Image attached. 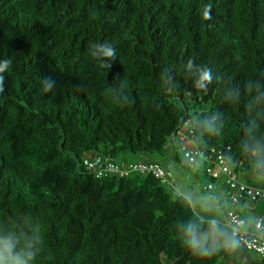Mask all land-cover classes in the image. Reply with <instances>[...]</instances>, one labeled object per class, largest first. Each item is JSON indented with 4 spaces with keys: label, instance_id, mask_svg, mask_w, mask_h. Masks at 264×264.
Segmentation results:
<instances>
[{
    "label": "trees",
    "instance_id": "16d2710c",
    "mask_svg": "<svg viewBox=\"0 0 264 264\" xmlns=\"http://www.w3.org/2000/svg\"><path fill=\"white\" fill-rule=\"evenodd\" d=\"M105 41L116 48L110 69L90 55L91 44ZM189 58L212 68L207 94L192 86ZM4 59L12 63L0 93V233L31 243L33 264H249V251L227 247V235L212 243L215 224L196 214L169 170L185 162L201 170L202 190L226 198L223 206L216 195L225 215H240L251 200L228 199L226 176L209 173L217 155L264 188L243 150L245 84L258 82L264 93V0H0ZM45 77L56 81L50 92ZM213 113L223 133L201 138L198 122ZM98 157L101 174L84 163ZM139 160L165 176L132 170ZM190 223L214 254L185 246Z\"/></svg>",
    "mask_w": 264,
    "mask_h": 264
},
{
    "label": "clouds",
    "instance_id": "9594fccd",
    "mask_svg": "<svg viewBox=\"0 0 264 264\" xmlns=\"http://www.w3.org/2000/svg\"><path fill=\"white\" fill-rule=\"evenodd\" d=\"M211 5L204 8V16H210ZM90 55L92 58L100 62V66L110 69L112 62L116 61L117 54L115 46L110 42L93 43L90 45ZM10 59L0 60V93L4 92V80L2 75L10 66ZM184 69L189 78H192V86L203 92L208 93V86L214 81V73L211 67L204 64H197L194 59L189 58L184 65ZM169 70L165 68L162 73V79L165 84L172 80V76L168 74ZM218 79V77H216ZM121 90L124 89V82H120ZM56 87V81L51 77L43 78V90L50 92ZM82 87V85H81ZM261 85L258 82L249 80L245 84L246 94L249 99L246 102L245 110L249 117L250 123L245 131V140L243 142V150L251 157V163L254 171L258 176L264 178V131H261V125L264 124V108L260 105L264 101V93H261ZM255 90V94H254ZM109 89H106L105 95ZM200 136L203 138L208 136H219L225 128V121L221 114L213 113L198 122ZM184 244L193 255L207 257L214 254L217 250L214 246H210L207 236H200L196 226L190 223L185 229ZM43 243V240H41ZM239 241L232 238L227 243V247L236 248ZM38 250H33L31 243H25L23 237L13 233H0V264H33Z\"/></svg>",
    "mask_w": 264,
    "mask_h": 264
},
{
    "label": "built area",
    "instance_id": "2783aa9c",
    "mask_svg": "<svg viewBox=\"0 0 264 264\" xmlns=\"http://www.w3.org/2000/svg\"><path fill=\"white\" fill-rule=\"evenodd\" d=\"M177 138L180 142L184 143L183 150L185 156L191 162L195 160L194 149L190 147L191 141L188 140L185 135L180 131L177 134ZM212 166L209 168V173L213 177H219L225 175L227 183L230 185V190L227 192V197L232 203H237L241 198L245 197L251 201H257L264 198V188L249 185L240 179L238 173L231 168L228 160L219 154L215 159H212ZM105 161L101 157H98L95 161L86 159L84 161L88 169L98 170L101 174L103 164ZM109 169L115 170L117 166L113 163H109ZM148 170L152 171L156 177H164L165 172L161 166L156 163H149L146 165L142 160H139L132 170ZM211 188V185L208 186ZM226 225L231 230V238L239 241L238 246L246 251L257 254L264 264V215H258L255 218L253 226H249L246 220L239 215L235 210L230 209L226 212Z\"/></svg>",
    "mask_w": 264,
    "mask_h": 264
},
{
    "label": "rangeland",
    "instance_id": "374dc122",
    "mask_svg": "<svg viewBox=\"0 0 264 264\" xmlns=\"http://www.w3.org/2000/svg\"><path fill=\"white\" fill-rule=\"evenodd\" d=\"M182 158V157H181ZM184 162V160L182 159ZM186 167L183 168L182 166H173L170 168L169 172L175 181V184L180 192V194L186 197L196 214L201 219L210 220L216 226V228L208 234L209 238L211 239L212 243L218 245L224 241L220 239V235H227V243L230 241L231 232L226 223V215L222 210L220 204L217 201L216 195H219L221 205L225 206L227 200L224 196L218 193L217 190H214V194L209 192H205L202 190V185L207 182L208 177L205 176L201 170H197L196 168H190L189 165L185 162ZM198 175V177H197ZM256 184H260L261 179L254 177ZM251 204L254 206L255 211H249L247 209H242L241 212L243 215H247L248 217L253 216L255 213L264 214V200H259L257 202L251 203L247 201L246 207ZM252 218V217H251ZM246 255L245 253H242ZM250 257H247L244 262L251 263L259 262L260 257L253 253H247ZM252 260V261H251Z\"/></svg>",
    "mask_w": 264,
    "mask_h": 264
},
{
    "label": "crops",
    "instance_id": "0c3cea01",
    "mask_svg": "<svg viewBox=\"0 0 264 264\" xmlns=\"http://www.w3.org/2000/svg\"><path fill=\"white\" fill-rule=\"evenodd\" d=\"M256 187H263V185H262V183H260L259 185L258 184H256ZM251 202V201H250ZM251 203H253V202H251ZM245 207H246V204H245ZM243 209V208H242ZM241 209V210H242ZM244 209H247V210H249V211H252V212H254L255 211V209H254V206H252L251 204H249L246 208H244ZM240 215L246 220V222H247V224L249 225V226H252L253 225V222H254V220H255V218L258 216V215H260L259 213H255L253 216H251V217H248L247 215H243V213L242 212H240Z\"/></svg>",
    "mask_w": 264,
    "mask_h": 264
}]
</instances>
